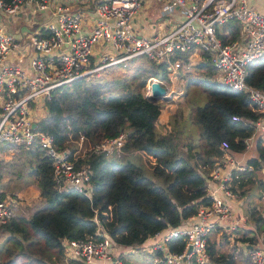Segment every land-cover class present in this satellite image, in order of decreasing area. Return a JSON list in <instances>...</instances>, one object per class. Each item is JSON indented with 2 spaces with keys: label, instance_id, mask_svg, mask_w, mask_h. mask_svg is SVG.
<instances>
[{
  "label": "trees",
  "instance_id": "obj_1",
  "mask_svg": "<svg viewBox=\"0 0 264 264\" xmlns=\"http://www.w3.org/2000/svg\"><path fill=\"white\" fill-rule=\"evenodd\" d=\"M239 29V22L230 19L220 33L231 40ZM202 53L207 60L198 66L212 63L208 53ZM139 57L147 63L119 81L121 89H107L102 79H88L87 74L56 87L45 99V114L36 128L51 133L58 148L69 149L78 166L88 165L92 195L59 190L51 160L37 145L21 151L22 164L32 177L27 184L35 183L44 201L30 214L20 213L0 223V264H81L65 258L63 240L95 235L96 219L115 242L140 249L156 231L178 225L201 205L211 203L208 181L223 155L222 141L228 142L229 151L243 150L264 108L245 90L199 76L191 80L201 82L207 100L191 105L185 118L167 119V105L151 100L143 87L149 77L159 78L162 84L168 79V61ZM177 57L187 61L188 52L177 51L172 59ZM246 80L264 90V54L248 63ZM122 131L126 140L118 149L99 147L103 138ZM260 143L257 139L258 157L246 159L244 169L233 168L230 181L237 196L246 199V221L234 231V240L245 243L248 252L238 258L221 249L230 233L223 231L220 239L215 234L218 227L208 235L214 262L254 264L248 248L261 234L264 237V209L249 198L255 187L264 188V179L258 176L264 161ZM10 174L0 169V196L6 193L3 178ZM168 243L171 250H180L184 237H173Z\"/></svg>",
  "mask_w": 264,
  "mask_h": 264
},
{
  "label": "built area",
  "instance_id": "obj_2",
  "mask_svg": "<svg viewBox=\"0 0 264 264\" xmlns=\"http://www.w3.org/2000/svg\"><path fill=\"white\" fill-rule=\"evenodd\" d=\"M145 1L0 0V147L10 144L29 149L37 145L51 160L59 190H75L91 197L90 169L78 166L70 158L69 149L58 148L51 133L38 130L37 120L44 113L42 103L44 106L56 87L83 75L141 55L168 61L170 73L183 63L180 57L172 59L177 51L199 49L208 53L221 82L247 91L264 108V90L246 80L248 63L264 54L263 12L249 0H167L182 18L167 30L148 35L140 33L134 22ZM17 15L37 20L34 29H8L4 19L9 22ZM230 19L240 23L241 34L224 40L219 26ZM24 58H28V65H23ZM154 80L158 79L151 77L143 90L147 97L152 95ZM255 127L264 140V114L255 121ZM125 140L126 132L122 131L103 138L99 147L111 151ZM248 146L249 138L245 148ZM228 147L223 140V155L210 171L211 203L201 205L178 225L156 231L148 237L151 240L147 238L140 245L141 249L158 252V261L164 264H217L208 248L209 233L218 227L234 231L245 220L234 214L231 203L238 197L230 181L233 168L248 165L230 154ZM22 209L18 195L0 196V223ZM96 222L95 235L63 240L65 258L81 264H122L123 254L136 247L115 242ZM177 236L184 237L183 247L171 250L168 241ZM248 250L254 264H264L263 236Z\"/></svg>",
  "mask_w": 264,
  "mask_h": 264
},
{
  "label": "rangeland",
  "instance_id": "obj_3",
  "mask_svg": "<svg viewBox=\"0 0 264 264\" xmlns=\"http://www.w3.org/2000/svg\"><path fill=\"white\" fill-rule=\"evenodd\" d=\"M166 3V0L154 1L152 6L163 8L165 7ZM11 22L13 25H21L22 22H25V19L22 17H12ZM28 26H30V24H28ZM145 63L147 62H145V60H141V57L135 56L121 62L120 64L112 65L107 68L89 73L87 77L88 79H102L104 84L103 86L107 89H121L119 81H124L127 77H131L136 72H139L142 67L141 64ZM197 66L198 65H196V63H193L189 66L185 63H182L178 70H170V74L168 73V79L163 80V84L167 86V97L160 100L167 105L166 107L168 112L165 116L167 119H172L175 117L176 119L180 120L185 118L188 115L191 105L203 104L207 100V91L203 88L201 82L192 81V78L200 76L202 78L207 77L210 80L219 79L218 69L212 63L209 62L207 68L204 66ZM150 78L151 77L147 79L143 90L146 88ZM44 111L45 109L42 103L41 112ZM19 148L20 147L10 144H4L0 147V151L3 152L2 154L0 153V169H8L11 172L10 175H5L3 178L4 185L2 188L6 192L5 194L18 195L20 197L21 201H23V209L20 210V212L28 215L32 213L37 207L41 206L44 200H42L43 198L34 196L36 189L35 183L27 184V181L32 177L28 176L27 170H25V167L22 164L23 154L21 151H24V149ZM79 149L83 150V148ZM9 151H11V153H9ZM118 152L120 151L118 150ZM233 154H235L237 158L241 156L245 157V160L239 158L242 161H246L247 157L250 156V152L248 151H236L233 152ZM258 176L264 179V173L261 172L258 174ZM254 189V192L250 193L249 198L252 200V203H258V208L261 206V208L264 209V188L259 185V187H255ZM22 193L27 195L28 198H25ZM244 199L245 197H243V200ZM241 206L243 209H246V203H241ZM218 229L219 230L217 233H215L213 230L212 235L215 233L218 238L222 239L223 231L221 228ZM234 235L235 234H231L228 243H225L220 247H223L221 249H226L237 254L238 258H242L245 254V249L243 248V252L242 248L239 246L240 244L235 242ZM260 236L263 235L261 234ZM156 255L157 253L155 252H149L141 248H134V250L129 249L128 252L123 254L122 264H157L158 258Z\"/></svg>",
  "mask_w": 264,
  "mask_h": 264
},
{
  "label": "crops",
  "instance_id": "obj_4",
  "mask_svg": "<svg viewBox=\"0 0 264 264\" xmlns=\"http://www.w3.org/2000/svg\"><path fill=\"white\" fill-rule=\"evenodd\" d=\"M154 1H161V0H146L143 3L141 11L135 17V20H134L135 26H136L137 30L142 34L150 35V34H154L156 32L160 33L162 31H165L168 28H170L177 20L182 18V15L179 13V11L177 9H175V7L171 8V6L169 5V2L167 0H166L167 3L165 4V7L167 9H165V7L158 8V7L152 6L154 4ZM249 3L251 6H253L254 8H256L259 11L264 13V0H249ZM18 17H22L23 19H25V22H22L21 25H13L11 22L12 17H11V20L9 22L7 20L8 18L4 19V21H6L7 28L10 29L11 31H14V32H19L20 30H21V32H23V30H25V31L29 30L30 31V29L31 30L34 29L35 25L37 24V20L30 19L28 16H26V18H25L24 15H17L16 18H18ZM28 24H30V26H28ZM223 24H221V26H219V27L221 28L223 26ZM239 25H240V23H239ZM220 28H219V30H220ZM232 29L233 28L228 29L226 31L225 37L230 36V34H231L230 31ZM240 34H241V27L239 29L238 35L235 38L239 37ZM27 60H28V58H24L23 65H28ZM181 60L183 63H185L186 65L189 66V65H192L193 63H196V65H199L200 63H205V60H207V58H205L204 54L202 53V50L195 49V50H191L188 52V60L187 61H184L182 59V57H181ZM202 66L207 68V65H205V64H203ZM179 67L176 70H178ZM218 76H219V71H218ZM258 133L261 135L260 130L258 128H256L255 132H253V134L249 137V140H250L249 146L244 148L243 150H241L244 152H247V151L250 152V156H248L247 159L250 157H258L259 146H257V139H261V143H260L261 146L260 147L261 148H262V146L264 147V140L260 137V135H258ZM233 152L234 151H229L230 154L235 156V154H233ZM0 153L2 154L3 152L0 151ZM9 153H11V151H9ZM239 158H241L242 160H245V157L241 156ZM261 172L264 173V161L262 164ZM34 194H35L34 196H38L39 198H42L39 194V189H38L37 185H36V189H35ZM23 195L25 198H28L27 195H25V194H23ZM241 203H246V201H245V199L243 200L242 197H238L237 199H234L231 204L233 206L235 216L237 215L238 217H243L245 219L244 221H246L247 211H246V209L242 208ZM242 223H239V225ZM164 230H166V229H163V231ZM221 230L224 232L230 233V236H231V234H235V232H234L235 230L231 231L228 227H221ZM148 240H151V238L150 239L148 238ZM237 243L240 244L239 246L242 248L243 252L245 249V253H246V251H247L246 244L242 243L240 241H237ZM156 253H158V252H156ZM215 263L222 264L221 262H215Z\"/></svg>",
  "mask_w": 264,
  "mask_h": 264
},
{
  "label": "water",
  "instance_id": "obj_5",
  "mask_svg": "<svg viewBox=\"0 0 264 264\" xmlns=\"http://www.w3.org/2000/svg\"><path fill=\"white\" fill-rule=\"evenodd\" d=\"M151 90H152V95L149 96V98L153 101L159 100L161 97L165 98L167 96H164V94L167 91V88L164 84H162L159 80H154L151 83ZM34 123L33 125H35Z\"/></svg>",
  "mask_w": 264,
  "mask_h": 264
}]
</instances>
